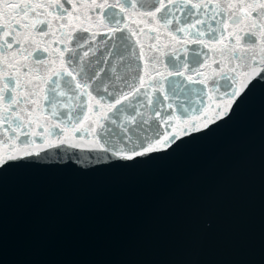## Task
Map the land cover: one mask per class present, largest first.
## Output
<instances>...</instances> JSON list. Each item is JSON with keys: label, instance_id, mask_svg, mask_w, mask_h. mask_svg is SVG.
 Listing matches in <instances>:
<instances>
[{"label": "snow or ice", "instance_id": "snow-or-ice-1", "mask_svg": "<svg viewBox=\"0 0 264 264\" xmlns=\"http://www.w3.org/2000/svg\"><path fill=\"white\" fill-rule=\"evenodd\" d=\"M254 80L264 0H0V175L162 153Z\"/></svg>", "mask_w": 264, "mask_h": 264}, {"label": "water", "instance_id": "water-1", "mask_svg": "<svg viewBox=\"0 0 264 264\" xmlns=\"http://www.w3.org/2000/svg\"><path fill=\"white\" fill-rule=\"evenodd\" d=\"M229 116L135 163L5 170L0 264H264V84Z\"/></svg>", "mask_w": 264, "mask_h": 264}]
</instances>
